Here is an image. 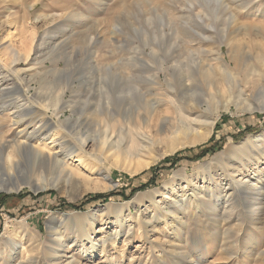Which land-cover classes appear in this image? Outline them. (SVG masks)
Masks as SVG:
<instances>
[{"label": "rangeland", "instance_id": "374dc122", "mask_svg": "<svg viewBox=\"0 0 264 264\" xmlns=\"http://www.w3.org/2000/svg\"><path fill=\"white\" fill-rule=\"evenodd\" d=\"M0 65V175L59 154L15 156L0 264H264V0H0Z\"/></svg>", "mask_w": 264, "mask_h": 264}, {"label": "bare ground", "instance_id": "6f19581e", "mask_svg": "<svg viewBox=\"0 0 264 264\" xmlns=\"http://www.w3.org/2000/svg\"><path fill=\"white\" fill-rule=\"evenodd\" d=\"M233 50V49H232ZM19 51V50H18ZM16 49H13L12 50V55H13V57H15L14 58V60H13V64H15V63H17L18 62V60H19V58H18V56L20 55V53L18 52ZM232 52V51H231ZM1 66V65H0ZM158 73V72H157ZM3 74V73H2ZM157 76V75H156ZM160 77V76H159ZM169 78V77H168ZM162 82V81H161ZM160 82V80L158 79V77H155V79L153 80V83H156V84H159V83H161ZM18 104V103H17ZM264 108V105L262 106V109ZM59 110V109H58ZM56 111V115H58L59 114V112H63V110H62V108H61V110L60 111ZM21 113H19V114H14V115H12V116H17V115H20ZM151 114V113H150ZM54 124V123H53ZM50 127V126H49ZM40 137V136H39ZM51 137H52V135H51ZM54 137V136H53ZM50 138V136H44L43 138H40L41 140L40 141H42L43 142V146H45V147H47L49 150H54V148H55V146L56 145H58V146H56V147H60V148H62V149H65V148H67V146H66V144H65V141H60L59 139H57V138H53L52 140H51V142H46V140L47 139H49ZM30 141V140H29ZM32 142V141H31ZM51 143H53V145L52 146H50V144ZM88 143V141L87 140H84L82 143H81V146H80V148H79V151L81 152V153H85V147H86V144ZM7 144H8V142H7ZM14 145H15V148H14V150H13V153L11 152V153H9L8 154V159L5 161L6 162V168H7V174H6V176H1L0 175V191H9V192H12V191H14L15 189H20L21 187H22V184H21V181L20 182H18V181H16V177H14L13 176V174H14V172H15V170H16V168H17V161H16V159H15V156H19V154H21V152L23 151V150H27L28 152H31V153H33L36 157H38L39 159L40 158H50V159H53V157H56V156H59V154L57 153V154H53V153H47L46 151H43L42 149H37V147L36 146H34V145H31V144H29V142L28 141H25V142H23V141H15L14 142ZM5 146L6 145H4V148H5ZM76 150V149H75ZM229 151L230 150H232V148L230 147L229 149H228ZM59 151H60V149H59ZM51 152V151H50ZM60 153V152H59ZM226 153V152H225ZM61 154H63V153H61ZM86 154V153H85ZM64 156V155H63ZM62 156V157H63ZM65 158V157H64ZM226 167V166H225ZM232 168V167H231ZM208 173V172H207ZM204 176V175H203ZM209 176V175H208ZM214 176V175H213ZM210 177V176H209ZM207 178V177H206ZM210 179H213V177H210ZM212 181H214V180H212ZM244 181V180H243ZM22 182H24V181H22ZM253 182V181H252ZM25 183V182H24ZM239 184V182H235V184ZM241 183V182H240ZM194 184H196V183H192V181H188V187L190 188V187H192L191 188V191L194 193V195H196V194H199V189H200V187L198 186V185H194ZM242 184H244L243 186H244V188H246L248 185H249V183L248 182H242ZM248 184V185H247ZM252 185V184H251ZM242 186V187H243ZM186 187V186H185ZM240 187V186H239ZM232 188V187H231ZM250 188V187H249ZM185 189V188H184ZM251 189V188H250ZM246 190V189H245ZM184 193V192H183ZM183 193L180 195V194H177L176 195V197L173 199V201H168V203L170 202L172 205L174 204H177V203H182V201H184V200H186L187 199V197H189V196H182L183 195ZM230 194H232V193H230ZM246 195V194H245ZM182 196V197H181ZM201 196V195H200ZM178 198H181V199H178ZM184 199V200H183ZM182 200V201H181ZM154 207H155V210H157V209H159V210H164V209H162L163 208V204H161V203H156V202H154ZM167 208V207H166ZM179 208V207H178ZM56 242H58V241H56ZM22 244H24V245H26V243H22ZM29 245V244H28ZM63 245V244H62ZM85 249V247H83L82 248V250H84ZM87 250V249H86ZM52 254H51V256H50V258H48L49 259V261H48V263L47 264H80V262L77 260V259H75V256H72V257H65V258H62L60 255L58 256L57 254H55L54 252H51ZM64 259V260H63ZM60 260H63L62 262L60 261ZM29 261V260H28Z\"/></svg>", "mask_w": 264, "mask_h": 264}, {"label": "trees", "instance_id": "16d2710c", "mask_svg": "<svg viewBox=\"0 0 264 264\" xmlns=\"http://www.w3.org/2000/svg\"><path fill=\"white\" fill-rule=\"evenodd\" d=\"M212 142H213V139L211 140L209 145L207 144V145H203V146H199V147L195 148L197 150L196 155L203 157V156H206L207 154H210L211 152L212 153L215 152L218 148L219 149L222 148V145H218L217 142H213V143ZM185 151L186 150H182V151L177 152L175 155H173L171 157H167L165 159V162L172 161V164L176 165L179 160H181L182 158L185 157V153H186ZM148 185H149V183L147 182V183H144L143 185H141L140 187L135 188V189L145 188ZM43 194L44 193H40L37 197H39ZM114 195H115V193L113 191L106 192V193L90 194L86 197V202H92V201H96L99 199H102V200L106 199L107 200V199L113 197ZM16 196H18V195L0 194V209L8 203V198L16 197ZM84 205H85V203L81 204V205H75L74 204L71 206L75 207L77 209H81ZM0 222H1V217H0ZM0 228H1V223H0Z\"/></svg>", "mask_w": 264, "mask_h": 264}]
</instances>
